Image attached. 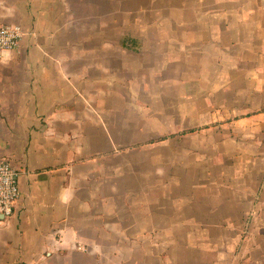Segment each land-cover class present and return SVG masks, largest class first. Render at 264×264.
<instances>
[{
  "label": "crops",
  "instance_id": "1",
  "mask_svg": "<svg viewBox=\"0 0 264 264\" xmlns=\"http://www.w3.org/2000/svg\"><path fill=\"white\" fill-rule=\"evenodd\" d=\"M4 24L0 264H264V0H0Z\"/></svg>",
  "mask_w": 264,
  "mask_h": 264
},
{
  "label": "built area",
  "instance_id": "2",
  "mask_svg": "<svg viewBox=\"0 0 264 264\" xmlns=\"http://www.w3.org/2000/svg\"><path fill=\"white\" fill-rule=\"evenodd\" d=\"M23 34L24 30L19 24L0 26V58L6 52L18 47ZM20 194L18 172L8 158L0 157V214L3 216L2 220L14 214Z\"/></svg>",
  "mask_w": 264,
  "mask_h": 264
},
{
  "label": "rangeland",
  "instance_id": "3",
  "mask_svg": "<svg viewBox=\"0 0 264 264\" xmlns=\"http://www.w3.org/2000/svg\"><path fill=\"white\" fill-rule=\"evenodd\" d=\"M81 248L84 249L83 246H81Z\"/></svg>",
  "mask_w": 264,
  "mask_h": 264
}]
</instances>
